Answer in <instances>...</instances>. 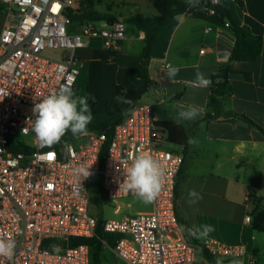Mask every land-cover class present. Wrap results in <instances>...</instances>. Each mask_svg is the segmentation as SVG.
Segmentation results:
<instances>
[{
	"label": "built area",
	"instance_id": "built-area-1",
	"mask_svg": "<svg viewBox=\"0 0 264 264\" xmlns=\"http://www.w3.org/2000/svg\"><path fill=\"white\" fill-rule=\"evenodd\" d=\"M218 5L219 0H208L200 12L211 15ZM0 7V237L17 243L12 259L0 257V264H90L88 244L70 245V240L95 237L98 220L102 233L117 236L112 248L102 241L103 248H110L124 264H194L198 247L185 239L175 214L182 155L166 147L167 131L152 104L136 103L114 126L102 167L105 132L89 131L79 139L44 147L29 122L35 120V103L44 97L63 85L75 92L81 66L77 50L93 39L102 42L106 53L118 49L125 38V19L73 22L71 15L85 8L83 0H0ZM228 26L225 22L223 27ZM141 152L167 169L164 188L151 210L121 219L92 215L89 178L99 176L107 200L134 196L120 185L133 157ZM80 165L91 167L89 178L74 174ZM251 195L248 190L249 205ZM251 222L249 212L243 223ZM202 247L214 259L255 264L252 258L244 259L241 246L204 240Z\"/></svg>",
	"mask_w": 264,
	"mask_h": 264
},
{
	"label": "crops",
	"instance_id": "crops-1",
	"mask_svg": "<svg viewBox=\"0 0 264 264\" xmlns=\"http://www.w3.org/2000/svg\"><path fill=\"white\" fill-rule=\"evenodd\" d=\"M91 1L95 11L112 18L127 20L135 15H156L151 0ZM178 1L187 3V0ZM239 1L242 7L234 0H219V6L230 12L236 25L246 26L252 34L262 38V51L256 62H228L234 44L232 33L227 28L182 14L157 33L146 68L153 85L141 98L153 105L156 116V110L162 107L164 119L160 121L175 123L177 127L172 139L186 144L185 149L181 144L170 146L184 161L185 178L178 206L187 225L190 228L211 225L214 231L199 240L241 246L246 251L244 259L252 258L257 264L260 249L253 245L255 231L251 225H245L243 219L251 212L246 195L254 173L260 174L261 184L252 195L264 199V137L242 119L219 117L201 122L207 111L209 88L193 83L197 71L210 79L213 70L227 65L231 71L228 76L231 95L223 101L225 104L227 100L224 110L243 114L264 129V0ZM143 11L145 16L141 14ZM208 28L211 31L205 33ZM143 37L141 31L125 22V38L116 51L106 53L102 42L93 39L87 47L76 51L78 55L75 52L81 62L82 57L99 62V73L104 82V91L99 94V120L104 114L106 100L114 94V85L126 89L142 86L141 80L132 78L130 69L142 52ZM169 64L179 68L178 75L172 80L165 74ZM244 74H248V80ZM75 94L80 96L78 78ZM190 105L198 107L201 115L195 120L177 123L178 114ZM189 138H194L196 143L189 144ZM191 190L202 199L190 203ZM217 260L221 264L235 261L232 258Z\"/></svg>",
	"mask_w": 264,
	"mask_h": 264
},
{
	"label": "trees",
	"instance_id": "trees-1",
	"mask_svg": "<svg viewBox=\"0 0 264 264\" xmlns=\"http://www.w3.org/2000/svg\"><path fill=\"white\" fill-rule=\"evenodd\" d=\"M85 8L79 14L71 15V20L82 22L83 20H101L111 22L114 18L109 17L107 14L99 13L94 10L91 0H83ZM235 2L242 7L239 0ZM152 7L156 11V15L153 17H143L141 15H135L128 18L125 22L136 27L137 30L143 33V49L138 55L133 67L130 69L133 79H139L143 82L139 89H126L118 85H114V94L106 100L105 111L102 119L98 122L88 125L90 132H105L106 140L100 152V166L103 164V156L112 140V131L126 115V113L141 99V97L148 91V88L153 85V82L147 75V65L150 60V53L152 45L155 41L158 31L167 26L176 17L182 14H188L193 18L203 20L210 25L224 26L225 22L229 23L227 30L230 31L234 37V44L228 56V62H241V63H254L256 62L262 51V38L258 35L252 34L250 29L246 26L236 25L229 12L221 6L215 7V12L211 15L200 12L201 7L208 5V0H200L195 7H190L189 4L180 2L178 0H151ZM231 71L227 65H223L213 70L210 75L211 84L208 86L209 95L207 99V111L204 114L201 122H208L216 118L222 117L223 119H242L251 129L258 131L264 137V129H262L253 120L246 117L243 114L234 113L232 111H225L223 101L226 97L231 95V87L229 85L228 76ZM246 80H248V74H244ZM130 100L131 103L125 101ZM161 125L167 131L168 143L182 145L186 148L185 142H175L172 139L174 135V128L177 127L175 123H164ZM72 134L69 131L62 141L72 138ZM175 142V143H174ZM184 161L182 157V163L176 178L174 196H175V214L185 239L192 245L198 247V252L201 253L203 259L208 264H218V260L211 257L202 247V241L196 236L190 235L188 229L190 228L178 206V200L182 194L181 184L184 181ZM261 177L259 173H254L250 184L249 190L257 191L260 188ZM97 187L100 192L101 201L106 200V195L103 192L100 183L99 176L97 177ZM96 205L99 204V200H92ZM252 222L251 228L255 232L264 233V199L251 195L250 197ZM101 220H98V227L96 229V236L87 240H70V245L86 243L90 247L91 261L90 264H99L100 258L103 252L102 241L112 248L116 235H107L102 233L100 229Z\"/></svg>",
	"mask_w": 264,
	"mask_h": 264
},
{
	"label": "clouds",
	"instance_id": "clouds-1",
	"mask_svg": "<svg viewBox=\"0 0 264 264\" xmlns=\"http://www.w3.org/2000/svg\"><path fill=\"white\" fill-rule=\"evenodd\" d=\"M190 7H195L198 0H187ZM179 73V68L171 64L167 65L166 76L174 79ZM197 87L206 88L211 81L205 75L197 71L194 80ZM91 97L77 96L70 85H63L58 91H54L44 97L40 102L35 103L32 112L35 120L29 118L32 125V132L40 146L51 147L61 141L70 131L74 138H81L89 135L88 125L93 119ZM94 102V98H91ZM131 103L130 100L125 101ZM201 112L196 106H189L181 111L177 117V123L185 120H195ZM189 144H195L194 138H189ZM91 167L80 165L73 169L77 177L89 178L92 173ZM167 179V169L160 161L154 159L148 152H141L135 155L127 168L126 177L120 187L131 192L139 201L148 205L155 202L160 196L165 181ZM190 203H195L202 197L195 191L189 192ZM189 234L202 238L214 231L211 225L193 227L188 229ZM17 243L14 239L0 237V257L9 260L15 254ZM221 264V262H218ZM233 264H240L234 261Z\"/></svg>",
	"mask_w": 264,
	"mask_h": 264
},
{
	"label": "rangeland",
	"instance_id": "rangeland-1",
	"mask_svg": "<svg viewBox=\"0 0 264 264\" xmlns=\"http://www.w3.org/2000/svg\"><path fill=\"white\" fill-rule=\"evenodd\" d=\"M96 9L99 10V5L96 4ZM227 10V9H226ZM1 11L2 7H0V27H1ZM228 11V10H227ZM229 12V11H228ZM145 16V11L141 13ZM230 14V12H229ZM231 16V14H230ZM78 55V53L76 52ZM80 61V69H79V81H80V96L91 97L89 103L91 104L93 119L91 124H94L99 121V111L101 109L99 105V94L104 91V82L103 76L99 73V62L88 61L85 57L81 58ZM118 83V82H117ZM115 83V84H117ZM145 98H141L137 103L142 104L145 103ZM226 102L224 104V108L226 106ZM162 107H159L156 110L157 117L159 120H163L164 116L162 115ZM24 140V139H23ZM21 141V140H20ZM171 150L173 148L168 143L166 146ZM87 192L89 197L94 201L96 199L99 200V204H92L91 213L95 217L103 220L107 219H121L123 217L134 216L138 213L148 212L151 210V204L145 205L141 201H139L135 196H128L124 198L117 199L115 201L110 200H102L100 197V192L97 187V177L95 175L91 176L87 182ZM255 241L253 245L260 249V253L256 259L257 264H264V233L255 232L254 234ZM203 257L200 252L196 254V262L195 264H203ZM99 264H124L122 261L116 259L114 253L110 248H103L102 256L100 258Z\"/></svg>",
	"mask_w": 264,
	"mask_h": 264
}]
</instances>
